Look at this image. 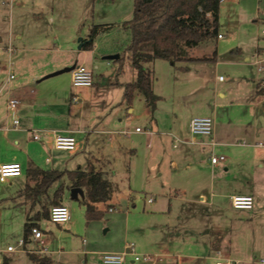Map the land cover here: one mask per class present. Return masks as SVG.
<instances>
[{"label": "rangeland", "instance_id": "1", "mask_svg": "<svg viewBox=\"0 0 264 264\" xmlns=\"http://www.w3.org/2000/svg\"><path fill=\"white\" fill-rule=\"evenodd\" d=\"M133 10L134 0H0V68L3 61H13L15 69L20 55L30 63L49 60L54 63L68 61L70 64L66 66L81 64L82 58L78 59L70 52L60 50L47 54L36 49L58 45L56 40L47 43L42 41L46 37L67 35L78 29L80 33L74 37L78 40L95 25H109L108 29L101 31L95 38V61L100 68H94L93 63L86 64L93 73L94 83L87 88L92 94L86 98L85 95H80L78 103L73 104V115H77L80 111L77 107L84 104L83 124L89 122L95 126L99 118L94 116L95 120H91L94 112L100 113L106 108L104 99L109 88H104L107 87L104 83L115 81V74L120 66L117 60L103 58L104 54H122L124 71L119 76L120 80H132L137 74L130 54L126 51L130 31L122 26L124 21L132 18ZM219 26L224 34L223 39H219L218 43L203 44L192 52L199 57H211L217 45L219 64L212 61H184L173 65L169 60L156 59L147 65L153 70L154 92L159 99L149 113L145 98L139 93L134 101L137 116L129 124V129L135 131V127L139 126L145 132L146 128L151 130L152 126L155 135L136 136L130 133L125 136L122 132L126 131L123 122L122 126L115 129L118 131L113 133L114 137H118L119 143H110L105 135L97 138L90 133L87 135L88 139L85 136L77 137L73 151L63 152L65 162L60 171L66 170L65 168L73 170L77 162L84 163L91 154H104L110 159L107 176L111 185V198L99 204V209L103 211L102 217L87 221L81 198L71 199L70 191L66 190L63 202L69 207L72 219L70 223L64 224L48 222L43 227V238L50 250H93L98 253L94 264H104L100 251L106 248L115 232L123 233L128 220V242L135 244L137 254L152 256L151 261L140 260L136 264H161L162 261L167 264L169 255L171 258L175 257L176 251L201 252V248L205 249L202 244L208 243L215 217L210 215L211 209H202L190 202L197 198L198 192L204 190L210 198L214 192H249L256 185L261 192L258 212L234 210L228 205V200L223 198V235L227 236L222 244L224 250L229 246L230 257L238 264H257L264 258V148L239 144L243 138L238 136L231 144L216 146V154H224L227 160L212 166L208 152L203 155L201 163L184 159V146L179 142L177 148L173 147L175 137L162 134L172 131L175 136H189L187 123L196 116L214 117L219 129L228 125L233 127L236 124H248L260 116L264 119V95L258 97L252 83L254 80L264 84V56L260 57L261 62L255 66L225 62L232 55L233 59L238 55L236 45H240L245 51L251 50V41L259 38L260 45L264 46V0H224L220 6ZM23 46L28 49L22 51ZM9 47L16 51L14 57H9ZM182 66L186 69H182ZM214 74H220L226 80L217 81L212 86L215 83ZM54 78L60 85L65 84L69 88V96L71 91L78 95L83 88L73 87L71 71ZM220 91L225 93L224 97L220 95ZM258 99L261 101L258 102ZM0 106L6 111L3 94L0 96ZM120 110L121 115L126 117L125 110L120 107L115 112ZM152 111L156 123L150 120ZM106 112L108 111L104 113ZM121 129L123 130L120 131ZM119 131L122 136H119ZM109 137L111 133L108 134ZM132 140H136L137 144ZM0 153L11 152L0 149ZM66 163H69L68 167ZM5 187L0 182V189ZM151 197L154 198L153 203L149 201ZM110 204L114 206L113 212L108 210ZM27 213L29 214L28 210H10L8 203L0 201V264L5 254L13 258L14 264L28 263L27 254L20 250L15 253L1 251L9 243L17 245L19 238L23 237ZM194 236L199 241V246L198 242H190L189 239ZM90 255L63 254L65 264H86L84 260L86 257L90 258ZM53 256L57 258L59 255ZM130 258L133 257H129L126 262ZM216 258L201 260L197 264L225 261V256ZM169 264H175V261Z\"/></svg>", "mask_w": 264, "mask_h": 264}, {"label": "crops", "instance_id": "2", "mask_svg": "<svg viewBox=\"0 0 264 264\" xmlns=\"http://www.w3.org/2000/svg\"><path fill=\"white\" fill-rule=\"evenodd\" d=\"M224 1V0H223ZM222 1V2H223ZM221 2V4H222ZM52 18H50L51 20ZM219 22H220V13H219ZM220 27V26H219ZM78 29L73 30L71 33H68L67 35H60L56 34L52 38L46 37L42 39V41H45L47 43L48 41L56 40L58 41V45L51 47H41V48H33L36 49L39 52L51 54L55 51H67L74 56L76 55L77 58H82L81 64L85 65L93 63L94 68L99 69L100 65L97 61H95V58L97 55H95V51L97 48L96 39H94L93 48L91 50H87L83 48V45L87 39H89L90 30L87 31V33L84 34V36L80 37L78 40H75V36L80 33L78 32ZM262 34L264 35V27L262 29ZM221 35V37H219ZM256 36V35H255ZM21 39L22 36H19ZM48 38V39H47ZM96 38V37H95ZM224 34L220 31L219 28V34L218 38L215 42L218 43L219 39H223ZM256 39V37H255ZM252 49L251 50H244L240 45L235 46V50L237 52V56L233 59L232 58L225 61L226 63H230L232 65H257L261 62L260 57L264 56V46H261L259 43V38L256 40L253 39L251 41ZM82 44L81 48L79 49V44ZM234 43V42H233ZM233 43L231 45H233ZM199 48V47H197ZM195 48V49H197ZM9 49V57H14L16 51L14 48ZM28 49L27 47L23 46L21 47V50ZM193 49V50H195ZM255 49V50H254ZM191 51V54L193 52ZM214 50L218 53V46L216 45L214 47ZM233 51V49H231ZM17 55V54H16ZM110 54H104L103 58L107 60H113L108 59L107 56ZM193 55V54H192ZM73 56V55H72ZM71 56V58H72ZM196 56V55H193ZM120 57V54H119ZM199 57V56H197ZM242 58V61L240 60ZM116 60V59H115ZM220 62L216 60L215 64H219ZM2 67L0 68L2 72H0L1 79H0V96L3 94L5 96V103H6V111L2 110L0 106V149L1 150H7L10 151V154L0 153V165L5 162H18L22 165L23 173L20 176H14L9 177L5 179L4 181L0 182L4 184L5 189H0V201L6 202L9 204L10 210H28L29 213L32 209L30 202H25L24 197L18 196V194L23 191V189L26 187L28 182L27 177V167L29 164L33 163L36 166H39L44 169H53L60 171L62 168L61 166L64 165V155L63 152L67 150H58L54 147V135L55 133H71L76 138V144H77V137L85 136V139L87 138V135L92 133L97 138H103L105 135V139L109 141L110 143H115L116 141L119 143L118 137H114L113 133L117 127L122 126V123L126 129V135H136L137 134H146L148 135H155L153 132V127L151 126V130H148L150 128H146L145 132L143 129L140 131H137L136 129L139 128V126L135 127V131L132 129L130 130L129 124L132 123L134 120V117L137 116L135 108H134V101L136 97L139 96V92H137L134 96V99L132 103L126 104L123 102V93L124 88L122 86L123 83L132 82L136 79V76L132 80H120L119 76L122 75L123 71H120L119 68L116 71L115 74V81L112 82H105L104 86L109 88L107 90L106 98L104 99L105 104V111H108L104 113L98 112L93 114V118L91 117V120H95V117L99 118L98 124L95 123L93 125H90L89 122H87L86 125L83 124V121L85 120V116L83 114L84 104H81L77 109L79 108V112L77 115H73V104H77L78 100H80L79 96H84L85 98L88 95L92 94L91 90H88L87 88L90 87H83L79 94L77 95L75 92H70L69 96V88L65 86V84L60 85V82L57 81L54 77H45L47 74L59 69L63 68V66L66 67V65H69L70 63L68 61L54 63L49 60H39V61H31L27 62L25 58H22L20 55V58L17 59L16 64L17 67L14 69V62L10 61L6 63L5 61L2 62ZM77 65V64H75ZM87 67V66H86ZM182 69H186L183 66ZM8 69L11 70V72L15 75V79L7 83V71ZM90 69V68H89ZM259 70V69H258ZM137 73V72H136ZM214 82L211 85L215 86V84L218 82H224L226 79H219L220 74H214ZM72 83V82H71ZM94 83V81H93ZM253 88L256 91L257 96H263L264 95V84H262V81H254L252 80ZM154 86V85H153ZM75 88V87H74ZM117 88V90H114ZM154 88V87H153ZM122 90V93H121ZM221 96H225V93L220 91L219 92ZM9 97H16L20 99V104L17 110V114L19 117V124L17 128H14L13 126V120L12 115L8 111L7 108V101ZM145 98V97H144ZM261 99H258V102H260ZM146 106L150 113V106L148 105L146 99H145ZM124 109L125 116L121 115V111H116L117 108ZM153 111L151 113V121L154 120ZM95 116V117H94ZM209 116V115H204ZM212 117V116H211ZM115 118V119H114ZM193 118V117H192ZM189 119L187 123V129L190 134L189 136L182 135V136H175L173 135L172 131L169 132H162L163 135H169L174 138L173 147L177 148L178 145L175 144V139H179L180 143L184 146L183 148V154L184 159H189L190 161L195 162H202V157L204 154L208 152V155L211 156L212 153H216V146H224L231 144L232 140L234 138H243V140L246 141L248 139V142L250 145H253L254 143L263 140L264 139V119L258 117L254 122H250L248 124L243 125H234L233 127H224L223 129H219L218 125H216L215 118L214 119V134L211 137H205L201 135H194L190 131V121ZM117 122V123H115ZM94 126V127H92ZM237 127V128H236ZM90 130V131H89ZM121 129L120 131H122ZM119 131V136L121 135V132ZM134 131V132H133ZM111 133V137L108 138V134ZM35 134L39 135V138L36 139L34 137ZM101 136V137H100ZM122 136V135H121ZM181 137V138H180ZM88 139V138H87ZM214 140L216 142V145L212 146L211 141ZM12 141V142H11ZM135 145L137 144L136 140H132ZM179 143V142H178ZM177 143V144H178ZM12 144V145H11ZM238 144V143H237ZM87 145V144H86ZM2 147L4 149H2ZM12 147V148H10ZM133 151V149H131ZM222 154V153H221ZM181 156V157H182ZM227 160V159H226ZM225 160V161H226ZM90 163V165H89ZM111 161L108 159L104 154H98V155H89L86 157L85 162L79 161L76 163V167L73 170H86L91 166L95 170H102L105 172L106 178L109 180L107 176V167L110 165ZM212 164V163H211ZM69 163H66V167H68ZM217 164H212V166H216ZM66 170L68 168H65ZM64 170V171H66ZM69 170V171H73ZM68 171V170H67ZM110 182V180H109ZM68 185L71 184L70 182L67 183ZM59 187V185L56 183L50 190V194L52 195L54 191ZM70 191V190H69ZM111 185L109 188V195L111 198ZM197 198H194L190 200L194 205L199 206V208L202 209H211L210 215L215 217V224L212 225L210 228V237L208 239V243H203L202 245L205 247L201 248V252H195V251H176L174 253L175 257H172L169 255V260H167V264L174 263L175 264H197L201 260H208V259H217L216 257L225 256V261L229 260L231 264H238V262L230 257V251L229 246L227 245V250L223 249V242L226 240V235L224 234V228H223V207H224V200L223 198H226L228 201V205L232 207L231 204V196L235 194H246V195H252L254 198V206L250 210H239L235 209L237 211H259L260 204H261V198L259 194H261L260 189H258L255 186L252 187V189L249 192H242V193H211L210 198L207 196L206 192L203 190L201 192H198ZM65 195H63V201L65 198ZM264 197V196H263ZM109 198V199H110ZM82 199V198H81ZM152 199L151 203H153L154 198ZM63 204H65L63 202ZM98 203V207H99ZM67 205V204H66ZM108 210L112 208V212L114 211V206L112 204L108 205ZM34 209V208H33ZM71 212V211H70ZM32 214V213H31ZM240 218V215H238ZM28 213L26 214V220H24V224L27 221ZM72 219V215L70 220L67 223H70ZM213 221V219H212ZM48 222H51L47 219H42L40 224V229L43 232L44 235V226L48 225ZM53 223V222H52ZM58 224V223H56ZM24 227V226H23ZM150 230H148V233ZM228 233V232H227ZM128 237H130V227L129 222L126 220L125 228L123 233L121 232H115L113 234L112 238L107 242L106 248L102 249L100 252L101 254L105 252H121L126 249V247L130 244L128 242ZM44 240V246L47 248V253H44L42 255L50 256L54 263L53 264H62L66 263L65 257L63 254L66 253H72V254H91L90 258L86 257L84 260V263L94 264L95 256L98 254L95 251H89L82 249H70V250H64L62 248H57L55 250H50L49 246L47 245V241ZM190 242H198L197 238L194 236L189 239ZM31 241V236H30ZM189 242V244H190ZM85 243V240H84ZM10 245V243L8 244ZM47 245V246H46ZM135 245V244H134ZM29 246H31V243L29 242ZM8 247V246H7ZM7 247L5 249H2L1 251L3 253H15L17 251H8ZM140 248H142L140 246ZM161 248V247H159ZM190 248V247H189ZM163 249V248H161ZM203 249V250H202ZM136 252V249H135ZM22 253L27 254L28 256V263L27 264H36L33 260L29 258L28 252L22 251ZM53 254H58L59 256L55 258ZM99 253V255H101ZM176 258V259H174ZM89 259V260H88ZM99 259V256H98ZM5 260H8L9 264L12 263L13 258L10 256H6V254L3 256L2 264H4ZM162 261V259H159ZM158 260V261H159ZM216 264L218 262H222L221 260H216ZM224 261V262H225ZM224 262L222 264H224ZM166 263V262H165ZM164 261L161 262V264H165ZM125 264H136V261L133 258H130L128 262ZM157 264V263H153ZM159 264V263H158ZM257 264H259L257 262Z\"/></svg>", "mask_w": 264, "mask_h": 264}, {"label": "trees", "instance_id": "3", "mask_svg": "<svg viewBox=\"0 0 264 264\" xmlns=\"http://www.w3.org/2000/svg\"><path fill=\"white\" fill-rule=\"evenodd\" d=\"M222 1L134 0L133 16L124 21L122 26L130 31L131 37L126 51L130 54L137 76L134 81L122 84L124 103L130 105L135 94L139 92L143 94L151 110L155 108L159 96L153 88V70L147 65L156 59L169 60L173 65L184 61L216 62V50L211 57L193 56L191 51L217 40ZM108 28L109 25L93 26L83 48L91 50L95 37ZM116 60L120 63L119 70L122 71V54ZM26 173L27 185L18 194L32 206L23 229L26 243L30 242L31 228L40 227L39 222L42 219L50 220L51 206L63 204V195L72 187L84 190L85 197L81 201L85 206L87 221L102 217L103 211L97 204L107 202L110 198V182L104 171H97L91 166L86 170L58 171L44 169L31 163ZM68 182L71 184L68 185ZM56 183L59 187L51 195L49 192ZM28 255L36 264L54 263L47 255L36 253ZM4 264H9L8 260H5Z\"/></svg>", "mask_w": 264, "mask_h": 264}, {"label": "built area", "instance_id": "4", "mask_svg": "<svg viewBox=\"0 0 264 264\" xmlns=\"http://www.w3.org/2000/svg\"><path fill=\"white\" fill-rule=\"evenodd\" d=\"M221 37V35H219ZM10 50H12L10 48ZM0 72L2 70L0 69ZM221 75L219 79H223ZM15 79V75L10 69L7 71V83ZM71 81L75 88L90 87L93 85V73L91 69L83 64H77L74 69L71 70ZM20 104V99L16 97H9L7 101L8 111L12 115L14 128L18 127L19 117L17 110ZM140 131V128L136 129ZM190 131L194 135H201L205 137H212L214 134V119L211 116H196L190 121ZM126 133V131H122ZM36 139L39 138L38 134H35ZM180 142L179 139H175V146ZM211 145H216V142L212 140ZM239 144L250 145L247 141L242 140ZM255 147L264 148V139L253 144ZM54 147L58 150L73 151L76 148V138L71 133H55L54 135ZM212 164H219L226 160L224 154L212 153L210 156ZM23 173L22 165L18 162H5L0 165V180L4 181L9 177L20 176ZM152 199H150V202ZM232 207L239 210H250L254 206V198L252 195L235 194L231 196ZM113 209L110 208V211ZM71 218V212L66 204L53 205L50 208V221L53 223L64 224ZM31 246L26 243L24 237H20L17 245H8V251H26L28 253L44 254L47 253V248L44 246L43 232L38 226L31 228ZM129 257H133L135 261H151L152 256L150 254L139 255L135 252L134 243H130L124 251L121 252H105L102 254V261L104 264H125ZM223 262H218L222 264ZM224 264H231L229 260ZM259 264H264V258L260 259Z\"/></svg>", "mask_w": 264, "mask_h": 264}, {"label": "water", "instance_id": "5", "mask_svg": "<svg viewBox=\"0 0 264 264\" xmlns=\"http://www.w3.org/2000/svg\"><path fill=\"white\" fill-rule=\"evenodd\" d=\"M82 44L80 43L79 44V49L81 48ZM108 59H118L119 58V54H110L107 56ZM76 65H71V66H66V67H63L61 69H58V70H55L49 74H47L45 77H51V76H55L57 74H61V73H64V72H70L72 69H74ZM85 197V194H84V190L80 187H72L70 189V198L71 199H74V200H77L79 198H84Z\"/></svg>", "mask_w": 264, "mask_h": 264}]
</instances>
